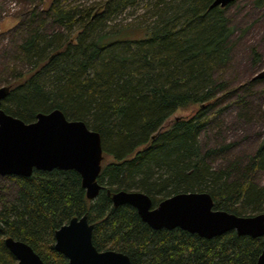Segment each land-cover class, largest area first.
I'll use <instances>...</instances> for the list:
<instances>
[{
  "label": "trees",
  "instance_id": "16d2710c",
  "mask_svg": "<svg viewBox=\"0 0 264 264\" xmlns=\"http://www.w3.org/2000/svg\"><path fill=\"white\" fill-rule=\"evenodd\" d=\"M213 1L50 0L45 10L31 11L5 65L11 79L5 78L9 94L2 108L25 122L60 109L98 131L104 151L98 181L104 187L92 200L74 169L10 175L17 186L13 195L0 183V264H17L5 244L8 236L30 244L45 264H70L55 248V232L84 214L94 224V245L122 251L132 264L256 263L263 237L231 230L205 238L179 227L155 229L135 207L114 206L110 194L142 191L155 206L180 192L205 191L215 209L243 216L264 212V185L255 178L264 170V138L247 160L218 167L210 157L235 143L202 150V135L219 113L212 107L236 91L217 76L232 60L234 27L228 6L211 8ZM125 11L138 23L111 26ZM190 106H196L193 115L165 125Z\"/></svg>",
  "mask_w": 264,
  "mask_h": 264
},
{
  "label": "water",
  "instance_id": "95a60500",
  "mask_svg": "<svg viewBox=\"0 0 264 264\" xmlns=\"http://www.w3.org/2000/svg\"><path fill=\"white\" fill-rule=\"evenodd\" d=\"M235 0H214L211 8L227 7ZM9 87L0 86V175L30 176L34 169H74L82 176L89 199H96L104 187L98 177L104 151L98 131L82 120H70L60 109L40 112L32 122L7 113L2 108ZM110 193V191H109ZM114 206L135 207L144 222L155 229L176 227L212 238L235 230L239 235L264 238V212L238 215L214 208L209 192H180L153 205L150 195L138 190L110 193ZM94 224L88 215L75 216L55 232V248L70 264H132L118 250H99L93 243ZM17 264H45L30 244L12 236L5 238ZM255 264H264V247Z\"/></svg>",
  "mask_w": 264,
  "mask_h": 264
},
{
  "label": "rangeland",
  "instance_id": "374dc122",
  "mask_svg": "<svg viewBox=\"0 0 264 264\" xmlns=\"http://www.w3.org/2000/svg\"><path fill=\"white\" fill-rule=\"evenodd\" d=\"M48 1L0 0V86L6 83L5 78L11 79L10 70L5 65L11 62L17 43L29 27L26 23L31 11L35 7L38 12L45 10ZM226 15L234 27L229 39L233 46L232 60L217 76L223 75L222 78L229 80L230 87L236 91L221 97L212 107L211 112L219 113L202 135L203 152L225 143H235L229 151L217 152L210 157V162L217 167L238 159L247 160L264 138V2L257 4V0H235L227 7ZM136 17L125 11L111 22V26L138 23ZM51 27L57 30L61 28L58 25L48 26ZM254 49L260 54L258 62L254 60ZM17 64L22 66L21 62ZM252 79H255L254 83L248 85ZM240 96H244V102L239 100ZM195 111L196 106L180 109L165 125H170L176 118L189 117ZM9 176L0 175V183L6 186L8 194L13 195L17 186ZM255 178L259 184L264 185V170H259Z\"/></svg>",
  "mask_w": 264,
  "mask_h": 264
},
{
  "label": "flooded vegetation",
  "instance_id": "af4514ba",
  "mask_svg": "<svg viewBox=\"0 0 264 264\" xmlns=\"http://www.w3.org/2000/svg\"><path fill=\"white\" fill-rule=\"evenodd\" d=\"M229 6V5H228Z\"/></svg>",
  "mask_w": 264,
  "mask_h": 264
}]
</instances>
